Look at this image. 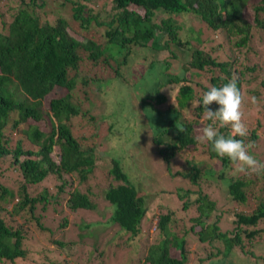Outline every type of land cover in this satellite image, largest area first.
I'll return each instance as SVG.
<instances>
[{"label":"rangeland","instance_id":"1","mask_svg":"<svg viewBox=\"0 0 264 264\" xmlns=\"http://www.w3.org/2000/svg\"><path fill=\"white\" fill-rule=\"evenodd\" d=\"M256 1L259 0H250V3ZM94 2L96 8H109V0ZM14 4H19L18 0L10 7L14 8ZM5 7V2L0 1V12H4L5 20H9ZM60 13L68 15L64 10ZM160 15L166 16L167 13ZM243 16L251 24V36L249 42L239 49L234 50L233 40L227 38L223 30L214 31L192 13L183 11L171 16L181 47L169 45L168 49L161 50L159 46L133 44L122 62L124 48L107 44L104 49L112 56L109 65L94 66L84 62L80 66L79 76H84L87 83H79L72 91V100L80 112L72 116L68 124L81 144L93 146L91 170L83 180L76 173L62 178L48 174L37 183L26 184V192L30 195L45 188L55 198L53 203L44 206L37 202L32 217L22 211L9 213L17 195L6 201L0 200L6 211L3 213L5 221L14 228H21V245L25 250L23 257L0 261V264H141L146 248L159 239L157 219L167 211L171 214L170 229L184 240L185 264H197L198 258L206 256L209 251L214 252V246L221 247L217 240L202 244L193 232L197 229L191 222L197 214V191L214 202L215 209L208 221L218 216L219 229L229 230L234 226L235 213L247 214L258 206L264 172L258 175L241 173L237 171L238 165L230 160L222 167L220 158L212 159L207 155V142L201 143L196 137L203 125L210 121L204 120L205 111L195 115L193 107L198 104V97L211 87V73L218 71L215 68L185 70L184 67L194 47L218 60L234 58L232 76L240 80L239 89L244 96L243 120L248 129V136L241 139L246 143L254 142L251 154L264 162V12L259 15L262 22L259 26L254 25L250 8H244ZM174 77H184L185 80L168 83ZM181 84L188 85L191 90L184 89L178 94ZM157 89L160 98L155 97ZM59 93L60 89L54 92ZM193 93L196 97L192 100ZM46 106L44 100L43 107ZM172 108L179 110V119L191 122L195 141L178 149L165 161L153 142V136H157L173 117ZM31 122L37 123L43 131L48 130L43 119ZM8 133L11 145L18 136L27 143L22 135L13 131ZM51 157L55 159V153ZM114 165L118 166L122 179L132 186L145 208L139 233L130 240L125 231L110 221L113 206L103 195L109 185L122 183L108 174ZM196 166L200 170L197 178L192 175ZM233 177L254 180L252 186L246 188L243 203L228 194L225 184ZM21 179L18 169L9 164L8 157L0 161V185L15 193ZM60 183L62 190L56 191ZM73 190L84 193L92 208L70 210L65 200ZM33 216L39 219L38 223ZM190 225L192 231L188 230ZM243 227L257 230L250 239L242 236L243 250L237 246L230 248L210 259V264H264V217L254 226ZM169 254L179 256L174 248H169Z\"/></svg>","mask_w":264,"mask_h":264},{"label":"trees","instance_id":"2","mask_svg":"<svg viewBox=\"0 0 264 264\" xmlns=\"http://www.w3.org/2000/svg\"><path fill=\"white\" fill-rule=\"evenodd\" d=\"M0 1L5 2V13L10 18L5 20L4 12H0V161L8 157L9 164L18 169L22 178L15 193L0 185V200L6 201L17 195L9 213L22 211L31 217L37 202L44 206L53 203L55 198L45 188L33 194L35 196L30 195L26 192V184L37 183L48 174L62 178L76 173L83 180L91 170L94 148L81 144L68 124L69 119L80 112L72 100V91L79 83H87L78 73L84 62L94 66L109 65L112 56L104 49L107 44L124 48L122 62L133 44L159 46L161 50L168 49L169 45L181 47L171 16L183 11L192 13L214 31L223 30L227 38L233 40L234 50L239 49L251 36V24L243 16L244 8L251 9L256 26L262 25L259 15L264 12V0L253 3L250 0H109L108 10L104 6L96 8L94 0H18L19 4H14V8L10 5L15 0ZM61 10L68 12L69 17L62 15ZM162 12L167 15L161 16ZM223 60L194 47L184 69L215 68L218 72L213 74L211 71L209 76L211 86H222L234 78L239 88V78L232 76L234 58ZM179 80L185 78L174 77L168 83ZM56 89H60L59 94H54ZM184 89L191 90L188 85L181 84L177 93ZM157 96L160 98L158 89ZM194 97L193 93L192 100ZM201 98L198 97V104ZM44 100L46 107H43ZM198 104L193 107L195 115L205 111L202 103ZM218 107L215 102L209 105L213 111ZM172 110L173 117L157 136H153L165 161L178 149L195 141L191 122L179 119L178 109ZM41 119L48 124V130L43 131L37 123L31 122ZM229 129L219 128V131L227 136ZM12 131L22 135L27 143L18 136L11 145L8 132ZM206 150L210 158H220L222 167L229 162L227 157L218 156L208 142ZM53 153L55 159L51 157ZM193 168L192 175L197 178L200 170L197 166ZM221 172L222 168L219 176ZM108 174L122 182L109 185L103 194L113 206L110 221L125 231L130 240L139 233L145 208L132 186L122 179L118 166H112ZM227 181L229 196L239 203L245 202L246 188L252 186L254 180L233 177ZM61 190L62 183L57 185L56 191ZM259 190L258 206L247 214L235 213L234 226L224 231L218 227V216L208 221L215 209L214 202L197 191V214L191 218L197 229L193 232L202 244H210L212 240L221 243V247H213L214 252L209 251L198 258L197 264H210V259L236 246L243 250L242 236L247 239L255 236L257 230H246L243 226H254L264 217V184ZM65 203L70 210L92 208L87 196L77 190L70 192ZM5 212L4 206L0 205V261H13L25 255L21 245L23 235L21 228H14L5 221ZM33 219L39 222L37 217L33 216ZM170 221L169 211L159 216L156 223L159 239L146 248L141 264H185L184 240L170 229ZM192 225L189 231H192ZM169 248L178 250L179 256H170Z\"/></svg>","mask_w":264,"mask_h":264},{"label":"clouds","instance_id":"3","mask_svg":"<svg viewBox=\"0 0 264 264\" xmlns=\"http://www.w3.org/2000/svg\"><path fill=\"white\" fill-rule=\"evenodd\" d=\"M214 102L219 105L215 111L209 108ZM252 102H256L254 97ZM201 103L205 110L204 120L210 123L203 125L196 139L201 143H210L218 156L227 157L230 162L238 165V172L257 175L264 172V162L251 154L254 142L246 143L244 139L237 138L247 137L248 129L243 120L244 96L237 87L236 80L233 78L219 87L211 86L203 93ZM219 128H230V133L225 136L220 133ZM180 130L184 131L183 128Z\"/></svg>","mask_w":264,"mask_h":264}]
</instances>
